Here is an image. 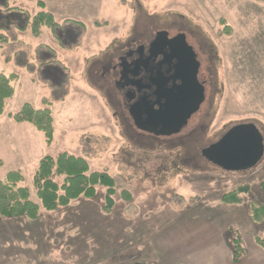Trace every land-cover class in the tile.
I'll use <instances>...</instances> for the list:
<instances>
[{"label": "rangeland", "instance_id": "obj_1", "mask_svg": "<svg viewBox=\"0 0 264 264\" xmlns=\"http://www.w3.org/2000/svg\"><path fill=\"white\" fill-rule=\"evenodd\" d=\"M40 11L60 26L35 37L27 21ZM157 31L184 35L206 81L205 103L173 136L136 128L113 69ZM0 33L8 37L0 43V74L18 75L0 116V180L22 171L19 186L41 206L33 183L39 162L68 152L117 181L110 211L107 189L98 186L96 197L41 208L34 220L0 215V264H231L233 254L222 243L232 249L237 237L242 258L250 254L241 264H264L251 250L254 244L264 252L255 242L264 236V222L253 223L248 214L250 205L264 206V156L237 173L202 156L238 124H255L264 138V2L0 0ZM25 103L52 109L50 144L32 124L11 117ZM247 184L242 204L222 202Z\"/></svg>", "mask_w": 264, "mask_h": 264}, {"label": "trees", "instance_id": "obj_2", "mask_svg": "<svg viewBox=\"0 0 264 264\" xmlns=\"http://www.w3.org/2000/svg\"><path fill=\"white\" fill-rule=\"evenodd\" d=\"M264 2V0H257ZM41 7L43 3H39ZM7 12L16 8H5ZM29 19V18H28ZM71 21V20H66ZM78 23V22H76ZM31 32L35 37L40 36L43 28L57 30L60 24L54 15L48 11H40L27 21ZM8 41V37L0 33V43ZM47 63V62H46ZM48 64H53L51 61ZM47 64V65H48ZM64 70L67 67L64 65ZM18 75L0 74V116L5 113V108L9 99L15 93L14 82ZM18 123L32 124L45 136L47 143L54 139V116L50 107L43 109L35 108L31 103H25L22 108L11 115ZM24 181L22 171L9 172L6 177L0 180V215L9 218L27 217L37 219L41 208L46 211H55L61 207L68 206L72 201L79 198H94L97 195V187L105 186L106 210L110 211L115 204L114 196L117 193V181L107 172L91 171L88 160L84 157L76 156L68 152H61L56 157L45 156L38 165L34 175L33 183L41 206L31 199L30 190L27 187L19 186ZM250 192V186L243 185L233 192L223 196L224 204L239 205L243 202V195ZM122 195L130 200L131 195L126 190ZM248 214L253 223L264 222V206L250 205ZM256 244L264 249V236L255 238ZM245 247L241 238H236L232 242L233 261L239 262L244 254Z\"/></svg>", "mask_w": 264, "mask_h": 264}, {"label": "flooded vegetation", "instance_id": "obj_3", "mask_svg": "<svg viewBox=\"0 0 264 264\" xmlns=\"http://www.w3.org/2000/svg\"><path fill=\"white\" fill-rule=\"evenodd\" d=\"M117 68H113L119 75L116 85L126 110L136 128L148 134H179L206 101V81L200 78L201 63L181 33L171 37L157 31L148 44L143 43L122 57ZM200 93L202 103L191 113ZM173 107L191 113L181 128L167 118L174 112Z\"/></svg>", "mask_w": 264, "mask_h": 264}, {"label": "water", "instance_id": "obj_4", "mask_svg": "<svg viewBox=\"0 0 264 264\" xmlns=\"http://www.w3.org/2000/svg\"><path fill=\"white\" fill-rule=\"evenodd\" d=\"M196 67L198 69V66ZM202 99L200 93L193 103L191 113L198 110ZM182 107H173L174 112L167 116L180 128L191 115L185 109L182 110ZM202 156L226 172L248 171L255 168L264 156V138L255 124H238L229 129L217 142L203 149Z\"/></svg>", "mask_w": 264, "mask_h": 264}, {"label": "crops", "instance_id": "obj_5", "mask_svg": "<svg viewBox=\"0 0 264 264\" xmlns=\"http://www.w3.org/2000/svg\"><path fill=\"white\" fill-rule=\"evenodd\" d=\"M247 216H246V214H244V215H242V223H244V224H246L247 225ZM241 223V224H242ZM237 224V223H236ZM241 224H238L239 225V227H240V225ZM251 224V223H250ZM216 235H217V237L219 238V237H221V233H216ZM222 239L226 242V237L225 238H223L222 237ZM221 243H222V240H219ZM223 244V247L225 248V250L226 251H228V253H231L232 254V249H231V246H230V244H224V242L222 243ZM208 247V246H207ZM184 248H187V247H184ZM184 248H182V250L184 249ZM251 250H252V252L253 253H255V254H252L253 255V257L254 256H262V258L264 257V252L262 251V250H259V248H257L256 246H254V244H252L251 245ZM248 255H250L248 252H247V254H246V256L244 257V258H242L239 262H234V261H231V264H241L242 263V261L243 260H245V259H247V257H248ZM192 255H188V256H186V260L187 261H189V258L191 257ZM192 260H194V258L192 259ZM183 264H185V263H183ZM191 264H194L193 262L191 263ZM197 264H198V260H197Z\"/></svg>", "mask_w": 264, "mask_h": 264}]
</instances>
